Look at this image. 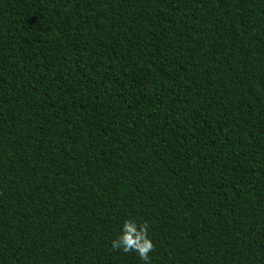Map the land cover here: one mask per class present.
Here are the masks:
<instances>
[{"label":"trees","instance_id":"1","mask_svg":"<svg viewBox=\"0 0 264 264\" xmlns=\"http://www.w3.org/2000/svg\"><path fill=\"white\" fill-rule=\"evenodd\" d=\"M264 264V0H0V264Z\"/></svg>","mask_w":264,"mask_h":264},{"label":"clouds","instance_id":"2","mask_svg":"<svg viewBox=\"0 0 264 264\" xmlns=\"http://www.w3.org/2000/svg\"><path fill=\"white\" fill-rule=\"evenodd\" d=\"M148 227L146 222L137 225L134 220L125 219L121 233L111 241V248L124 253L135 252L145 264H150L149 254L154 244L148 236Z\"/></svg>","mask_w":264,"mask_h":264}]
</instances>
